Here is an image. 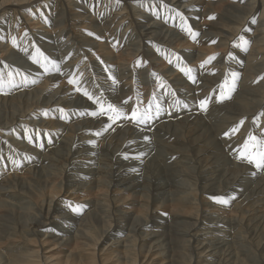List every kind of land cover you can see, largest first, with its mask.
I'll list each match as a JSON object with an SVG mask.
<instances>
[{"label":"bare ground","instance_id":"bare-ground-1","mask_svg":"<svg viewBox=\"0 0 264 264\" xmlns=\"http://www.w3.org/2000/svg\"><path fill=\"white\" fill-rule=\"evenodd\" d=\"M0 78V264H264V0H0Z\"/></svg>","mask_w":264,"mask_h":264},{"label":"snow or ice","instance_id":"snow-or-ice-1","mask_svg":"<svg viewBox=\"0 0 264 264\" xmlns=\"http://www.w3.org/2000/svg\"><path fill=\"white\" fill-rule=\"evenodd\" d=\"M194 36V34H193ZM39 62V61H37ZM182 71H184L183 69H181ZM190 71V70H189ZM69 83H73L72 80H69ZM0 84H2V78H0ZM79 90V89H77ZM84 95H86L88 97L89 100H93L94 97L92 95H90L87 91L84 92ZM99 102V101H97ZM207 103L206 100H201L200 101V104L201 106H204L205 104ZM105 111H107L108 113H112L113 115H109L108 119L111 121V120H114V119H119L121 117H124L125 115H127L126 113H124L121 109L109 104L107 106V109H104L103 107V104H101V111H100V114L103 115L105 113ZM97 113H93V115H96ZM146 115V113L144 114H140L139 117H138V112L136 110H133L131 112V119L132 120H138V119H143L144 116ZM243 123V122H241ZM235 131V130H233ZM225 135H229V133H225ZM249 141H253L255 142V147H256V152H255V155L252 156V155H248L246 156L245 158L248 159V162L249 163H255L256 164V167L258 168H261V167H264V141H257V138L254 137V136H250L249 137ZM249 147V144L248 142L245 143L244 145V149L247 150ZM214 199L218 200V202L220 203H227V201H225L223 198L221 197H214Z\"/></svg>","mask_w":264,"mask_h":264},{"label":"rangeland","instance_id":"rangeland-1","mask_svg":"<svg viewBox=\"0 0 264 264\" xmlns=\"http://www.w3.org/2000/svg\"><path fill=\"white\" fill-rule=\"evenodd\" d=\"M110 115H112V114H110ZM117 121H118V119H114V120H112L111 122L115 125V124H121V123H117ZM115 122V123H114ZM153 122H155V121H153ZM250 152H251V148H250V146L248 147V150H247V154H250Z\"/></svg>","mask_w":264,"mask_h":264}]
</instances>
